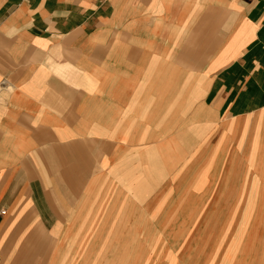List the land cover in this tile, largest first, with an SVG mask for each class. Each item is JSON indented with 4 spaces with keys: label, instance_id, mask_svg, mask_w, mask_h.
<instances>
[{
    "label": "crops",
    "instance_id": "1",
    "mask_svg": "<svg viewBox=\"0 0 264 264\" xmlns=\"http://www.w3.org/2000/svg\"><path fill=\"white\" fill-rule=\"evenodd\" d=\"M2 83L1 264H179L132 225L264 166V0H0Z\"/></svg>",
    "mask_w": 264,
    "mask_h": 264
},
{
    "label": "rangeland",
    "instance_id": "2",
    "mask_svg": "<svg viewBox=\"0 0 264 264\" xmlns=\"http://www.w3.org/2000/svg\"><path fill=\"white\" fill-rule=\"evenodd\" d=\"M245 156L247 161L242 169H220L215 158L207 165L197 166L196 184L192 180L190 187L181 189L172 203L165 201L161 215L148 214L146 226L132 225L151 228L130 233L133 244L139 245L150 259L155 257L152 244L158 237L166 239L163 255H178L179 264H264V166L256 159L252 162L255 153ZM178 174L180 185L188 181L183 170ZM219 179L222 187L228 184V199L221 207L218 201L209 205L203 199L214 191L213 184ZM189 196L195 198L190 200ZM220 208L224 214H219Z\"/></svg>",
    "mask_w": 264,
    "mask_h": 264
},
{
    "label": "built area",
    "instance_id": "3",
    "mask_svg": "<svg viewBox=\"0 0 264 264\" xmlns=\"http://www.w3.org/2000/svg\"><path fill=\"white\" fill-rule=\"evenodd\" d=\"M2 85H3V83H2V84H0V89L2 88ZM0 264H1V261H0Z\"/></svg>",
    "mask_w": 264,
    "mask_h": 264
}]
</instances>
